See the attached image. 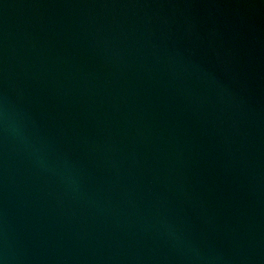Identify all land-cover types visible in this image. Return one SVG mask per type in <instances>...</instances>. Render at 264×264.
<instances>
[{
	"label": "water",
	"instance_id": "water-1",
	"mask_svg": "<svg viewBox=\"0 0 264 264\" xmlns=\"http://www.w3.org/2000/svg\"><path fill=\"white\" fill-rule=\"evenodd\" d=\"M0 264H264V0H0Z\"/></svg>",
	"mask_w": 264,
	"mask_h": 264
},
{
	"label": "clouds",
	"instance_id": "clouds-1",
	"mask_svg": "<svg viewBox=\"0 0 264 264\" xmlns=\"http://www.w3.org/2000/svg\"><path fill=\"white\" fill-rule=\"evenodd\" d=\"M0 117H2L4 120L8 119V116L6 113H0Z\"/></svg>",
	"mask_w": 264,
	"mask_h": 264
}]
</instances>
